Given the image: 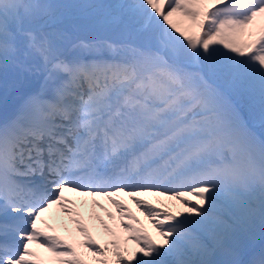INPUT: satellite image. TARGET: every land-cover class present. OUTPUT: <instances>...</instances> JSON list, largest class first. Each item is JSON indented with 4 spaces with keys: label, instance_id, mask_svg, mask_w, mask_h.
I'll return each mask as SVG.
<instances>
[{
    "label": "snow or ice",
    "instance_id": "snow-or-ice-1",
    "mask_svg": "<svg viewBox=\"0 0 264 264\" xmlns=\"http://www.w3.org/2000/svg\"><path fill=\"white\" fill-rule=\"evenodd\" d=\"M258 17L264 0H214L202 13L198 0H0L4 86L10 72L33 82L0 117V215L13 214L0 224V264H42L32 244L87 264L39 226L53 206L73 212L66 190L106 197L129 233L121 242L101 219L110 249L77 219L97 264L110 251L116 264H264L253 246L264 237V25L235 40ZM85 27L95 34L77 35ZM125 190L162 243L124 224L140 223L114 199ZM148 192L187 214L137 199Z\"/></svg>",
    "mask_w": 264,
    "mask_h": 264
},
{
    "label": "rangeland",
    "instance_id": "rangeland-1",
    "mask_svg": "<svg viewBox=\"0 0 264 264\" xmlns=\"http://www.w3.org/2000/svg\"><path fill=\"white\" fill-rule=\"evenodd\" d=\"M57 3H116L118 0H55ZM214 0H198V6L201 13L208 7L212 5ZM203 18L202 16L200 17ZM173 22L182 30L187 32L189 35H202L201 29L197 25H193L192 21L185 19L179 15L174 16ZM255 25V24H253ZM256 26V25H255ZM251 29L250 27L245 30L242 34H239L235 37V40L238 44L244 45L250 43L252 39L255 38V35L258 34L259 27ZM256 29V30H254ZM254 30V31H253ZM95 33L88 29L87 27L82 28L81 31L77 33L81 38H90ZM178 35V34H177ZM222 47V46H221ZM16 76L14 73L10 72L7 78V88L4 86V77L0 75V109L10 105L15 102H19V97L21 93L27 91L33 84L29 79L27 83L16 84ZM260 130H258L259 134ZM67 191V190H66ZM65 191V192H66ZM69 199L75 201V204L68 205L69 208L73 209L72 213L64 212L59 208V206H53L47 212L42 214V221L39 226L48 231L50 234L58 235L62 239L67 240L69 243H74L77 247V251L83 254V258L86 260L87 264H97L99 257H94L86 248L82 247V241L85 239L84 235L77 230V224L75 221L77 219L81 220L85 227L88 228L92 237L97 240L98 244L105 245L111 249V244L109 243L114 237L111 233L105 231L104 226L101 224V219L105 224L108 225L113 232L116 233V236L120 238L123 242V238L128 236L129 233L124 231V226L120 224V215L114 205L103 196L92 197L84 196L75 192L65 193ZM114 199L121 200L124 204L127 205L128 209L132 212L133 215L138 217L140 223L136 224L135 221L125 219L124 224H133L136 227H143L148 234L156 241L157 244L163 242L162 238L159 236V233L156 228L153 227V221L150 220L143 211V206L137 208L134 200L125 192L120 193L118 196H115ZM137 199L147 200L150 204L155 205L158 209L167 208L172 212L177 214L178 218H181L180 214L186 213V208L183 204L177 201H170L165 196L154 195L151 192L142 193ZM190 200L195 202L194 197H189ZM94 201L96 203H94ZM99 205H103L100 207ZM108 212L112 213L113 218H109L107 215ZM13 214L9 213L8 217L0 215V222L2 223H11V216ZM99 217V219L97 218ZM157 220L162 219V217L156 218ZM46 222V223H45ZM47 225H51V228H48ZM261 238L259 231H257L253 246L255 247ZM123 246V244H122ZM127 247L130 250H134L138 245L129 242ZM264 247V243L259 247ZM33 251L38 254V257L42 264H60L61 259H70L69 257H56L53 253L45 251V249L40 248L38 244L30 245ZM258 249V250H259ZM108 259L111 261V264H116L115 257L110 251L108 254ZM170 259V258H169Z\"/></svg>",
    "mask_w": 264,
    "mask_h": 264
},
{
    "label": "bare ground",
    "instance_id": "bare-ground-1",
    "mask_svg": "<svg viewBox=\"0 0 264 264\" xmlns=\"http://www.w3.org/2000/svg\"><path fill=\"white\" fill-rule=\"evenodd\" d=\"M254 24L260 28L261 25H264V17H258L257 20L254 22ZM255 25H251L250 28L251 29H253L254 27L257 28ZM254 30H256V29H254ZM67 192H69V191H66L65 193H67Z\"/></svg>",
    "mask_w": 264,
    "mask_h": 264
},
{
    "label": "water",
    "instance_id": "water-1",
    "mask_svg": "<svg viewBox=\"0 0 264 264\" xmlns=\"http://www.w3.org/2000/svg\"><path fill=\"white\" fill-rule=\"evenodd\" d=\"M15 109V105L12 106V107H8V108H5L4 110H2L0 112V116L2 117L3 115L5 114H11L13 112V110ZM10 112V113H9Z\"/></svg>",
    "mask_w": 264,
    "mask_h": 264
}]
</instances>
